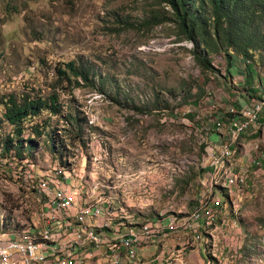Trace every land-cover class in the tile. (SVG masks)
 <instances>
[{
    "label": "rangeland",
    "instance_id": "rangeland-1",
    "mask_svg": "<svg viewBox=\"0 0 264 264\" xmlns=\"http://www.w3.org/2000/svg\"><path fill=\"white\" fill-rule=\"evenodd\" d=\"M258 24L264 35V17ZM179 32L170 6L158 0H0V232L39 236L51 218L38 182L61 167L80 177L86 201L78 204L116 202L104 220L115 230L96 227L110 235L150 220L181 224L192 220L199 198L219 201L196 232H167L154 250L135 263L124 253L121 264H154L168 254L173 264H264V157L246 185L231 184L264 156V103L239 86L249 60L233 64L225 80L222 52L211 55L218 72L204 68ZM250 59L258 71L252 86L264 96V42ZM70 61L87 81L72 74ZM10 96L49 103L53 96L58 105L23 120L22 158L3 147L17 140L3 116ZM254 101L263 106L258 120L232 140L234 127L225 128L244 115L233 103ZM215 143L231 148L216 170Z\"/></svg>",
    "mask_w": 264,
    "mask_h": 264
},
{
    "label": "built area",
    "instance_id": "built-area-1",
    "mask_svg": "<svg viewBox=\"0 0 264 264\" xmlns=\"http://www.w3.org/2000/svg\"><path fill=\"white\" fill-rule=\"evenodd\" d=\"M244 108V115L240 121L235 122L232 140L237 139L241 134L248 131L253 126L263 110L261 102H252L241 105ZM221 116H216L213 123L215 128ZM230 144L211 147L212 165L214 170L218 161L225 157L230 151ZM263 155L253 158L250 165L242 166L231 181L233 186L246 185L260 166ZM56 176H63V183H56ZM44 181H39V193L47 201L48 214L51 218V229L55 225H62L61 241L56 243L54 248H34L24 242L14 240H0V264H67L74 261L81 255H88L93 250L104 251V244H109L115 238H128L132 241V258L138 259L145 253L151 251L155 246V240L159 235H163L172 230L191 229L196 232L199 219H206L213 212V204L218 200L199 198L193 208L192 220H185L181 224H173L172 218L165 221L150 220L146 228H134V234H123V227H118L117 235L105 236L103 238H93L92 229L104 226V220H108L118 210L116 202L111 201L95 208L91 211L74 209V202L77 198H82L78 189V179L73 174H64L61 170L53 172L52 176H45ZM45 191H53V198H45ZM127 226V223L125 224ZM109 228V227H108ZM177 251H180L177 250ZM94 264L97 262L94 261ZM106 264H120V250L111 252V260ZM154 264H173L171 256L164 255Z\"/></svg>",
    "mask_w": 264,
    "mask_h": 264
},
{
    "label": "trees",
    "instance_id": "trees-1",
    "mask_svg": "<svg viewBox=\"0 0 264 264\" xmlns=\"http://www.w3.org/2000/svg\"><path fill=\"white\" fill-rule=\"evenodd\" d=\"M165 2L171 8L173 20L179 29L176 39H187L192 42V53L195 59L204 67L211 70L219 71L213 67L212 54L222 52L223 65L225 73L224 79L231 77V69L237 60L246 61L243 68L244 81L239 86L240 91H244L248 98L252 94H257V98L264 103V96L261 91L252 86L254 81V72H258L250 59L253 49H259L264 42V35H261L259 29V20L264 17V0H158ZM160 17L157 23L164 21ZM261 35V36H260ZM67 68L76 77L87 81L88 78L81 69H77L73 62L66 63ZM60 72H65L59 69ZM264 78V77H263ZM258 77L255 80H263ZM250 91L252 93H250ZM50 103L45 99L38 97L28 99L23 97L21 101L15 100L10 96L4 101L5 110L4 118L14 126L17 140L12 143L11 138L4 141L5 150L14 148L16 155L23 157V139L22 122L25 118L37 115L43 109H49L50 112H57L58 105L55 98L50 96ZM255 102V101H254ZM237 109L238 105L233 103ZM227 115H230L226 113ZM264 117V110L262 111ZM264 122V119H260ZM219 124V123H218ZM32 139L26 142L32 143ZM31 148V144H27Z\"/></svg>",
    "mask_w": 264,
    "mask_h": 264
},
{
    "label": "bare ground",
    "instance_id": "bare-ground-1",
    "mask_svg": "<svg viewBox=\"0 0 264 264\" xmlns=\"http://www.w3.org/2000/svg\"><path fill=\"white\" fill-rule=\"evenodd\" d=\"M58 183H60V182L58 181ZM107 202L108 201L102 202V203H97V204H88V202H87V203H85V205L82 204L79 207V209L83 210V211H91L95 208H100L102 205H104ZM74 206H76V202H74ZM48 225L49 226H45L42 230L39 231V236H35L33 233L30 235H26L24 237H17L15 235L14 236H6L4 233L0 232V240H14L16 242H24V244L31 245L34 248H54V247H56L54 245V243L57 242V240H58L57 232H62V230L58 231V228L62 229V226L55 225L51 229V237H49V231L51 228V223ZM148 225H149V223H141L137 226L136 225L130 226L126 229V231H123V234H134V228H146ZM104 226L109 227L110 229L112 228V226L108 222H105ZM116 233L118 234V230H116ZM92 236H93V238H103L101 233L97 231L96 227H94L92 229ZM105 245L107 247H109L111 252H116L117 250H120V261L122 259V256H124L123 254L125 253L124 257L127 256L128 260L132 261V263L136 262L137 259L132 258V241L130 239H128V238H115L109 244H105ZM67 264H79V260L76 259V260L71 261Z\"/></svg>",
    "mask_w": 264,
    "mask_h": 264
},
{
    "label": "crops",
    "instance_id": "crops-1",
    "mask_svg": "<svg viewBox=\"0 0 264 264\" xmlns=\"http://www.w3.org/2000/svg\"><path fill=\"white\" fill-rule=\"evenodd\" d=\"M234 64H236V65H243L244 64V59H242L241 61H239V60H237L236 62H234ZM244 67H245V65H243ZM244 75V74H243ZM243 75H242V77H240V81H244V78H243ZM240 104V106L241 105H244V103H239ZM239 105H238V107H240ZM241 109L242 110H244V108H242L241 107ZM239 114H241L242 113V111H239L238 112ZM235 121H233L234 123L232 124V125H229V126H227V128H225V131H228V134L230 133V131H231V129H232V127H234L235 126V122L237 121V119H234ZM260 120V119H259ZM224 123V122H223ZM252 127V126H251ZM251 127H249L248 128V130L249 129H251ZM221 135H223V134H225L223 131H221V133H220ZM231 134V133H230ZM220 135V136H221ZM79 184H80V182H78V186H79ZM82 200L83 201H86V197L85 196H82V199L81 198H78V201H76V206H74V209H78V210H80L79 209V207L82 205V204H78L77 202H82ZM85 203H87V202H85ZM47 226H49V225H47ZM58 226H62V225H58ZM112 228L114 229V222H112ZM111 228V229H112ZM108 230H111L110 228H107ZM62 229L61 228H58V231H61ZM102 232H100L101 233V235L103 236V237H105V236H110V232H105L104 230H101ZM61 233L62 232H57V238H58V240H57V242H55L54 243V245L56 246V243H60V241H61ZM161 238V235H159V237L156 239L157 241H159L160 242V239ZM154 248V247H153ZM152 250H154V249H152ZM96 254H95V257H93L94 256V253H95V250H93V252H89L88 253V255H81V256H78V260H79V262L80 263H83V264H94V261L95 262H97V264H102V262H105L106 261V263L107 262H109L110 260H111V258L110 259H107L108 257H111V250L109 249V247H107L105 244H104V251H102V250H96ZM154 251H152V253H153ZM148 254V253H147ZM144 255H146V253L145 254H143V256ZM105 256L107 257V258H105ZM86 257H88L89 258V260H87L86 259ZM142 257V256H141ZM94 258H97V260L96 259H94ZM89 261V262H87V261ZM123 262V260L121 259V263ZM120 263V264H121Z\"/></svg>",
    "mask_w": 264,
    "mask_h": 264
}]
</instances>
